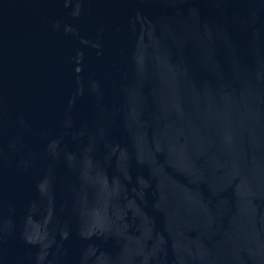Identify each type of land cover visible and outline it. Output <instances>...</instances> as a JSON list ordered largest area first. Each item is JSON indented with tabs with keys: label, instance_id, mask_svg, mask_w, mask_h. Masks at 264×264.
I'll list each match as a JSON object with an SVG mask.
<instances>
[{
	"label": "water",
	"instance_id": "1",
	"mask_svg": "<svg viewBox=\"0 0 264 264\" xmlns=\"http://www.w3.org/2000/svg\"><path fill=\"white\" fill-rule=\"evenodd\" d=\"M0 264H264V0H0Z\"/></svg>",
	"mask_w": 264,
	"mask_h": 264
}]
</instances>
